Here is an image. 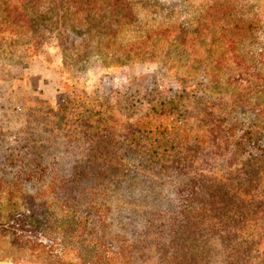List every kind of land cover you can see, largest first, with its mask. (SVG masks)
Here are the masks:
<instances>
[{"label": "rangeland", "instance_id": "374dc122", "mask_svg": "<svg viewBox=\"0 0 264 264\" xmlns=\"http://www.w3.org/2000/svg\"><path fill=\"white\" fill-rule=\"evenodd\" d=\"M82 1L0 0V181L9 186L0 188L2 218L13 225L19 212L30 213L17 204L21 192H40L37 180L13 186L16 176L33 171L41 177L38 163L54 171V162L61 163L59 177L69 180L65 193L105 195L104 208L93 205L91 212H98L91 214L95 220L87 231L101 239L107 264L264 262V27L255 26L240 44L237 31L195 24L205 8L213 12V0H121L115 10L131 20L98 45L101 15L92 13L110 9L114 0H87L85 6ZM230 1L235 7L250 2L254 13L264 15V0ZM185 25L202 33L197 42L169 50L168 42L175 44ZM103 62L115 68L103 71ZM193 77L198 94L147 98L155 82L170 89L178 87L177 80L188 87ZM110 78L122 91L139 95L136 101L143 103L130 119L147 115L143 123L150 131L174 130L154 127L161 122L155 116L172 121L171 111H151L156 98L180 105L187 126L168 135L176 154L161 163L166 172L117 161L118 154L106 149L99 158L90 154L89 147L123 144L118 138L134 127L110 129L113 134L99 130L91 138L80 127H56L49 116V108L70 102L76 83L109 93ZM42 146L47 151L40 159ZM60 207H54L57 215ZM2 229L0 264H46L14 246L7 226Z\"/></svg>", "mask_w": 264, "mask_h": 264}, {"label": "trees", "instance_id": "16d2710c", "mask_svg": "<svg viewBox=\"0 0 264 264\" xmlns=\"http://www.w3.org/2000/svg\"><path fill=\"white\" fill-rule=\"evenodd\" d=\"M120 1L121 0H114L110 9H105V11L99 10L92 13L93 9H90V14L97 15L98 13L101 15V21L96 24L97 31L95 38L98 37V45L99 43H103L107 37H116V31H119L131 20L130 16L128 17L125 13L115 10L121 7L119 4ZM208 1L211 2V0ZM213 1L215 3L213 12H211L212 7L208 9L205 8L204 15L200 18V21L195 24L203 28H209L210 25L211 28L215 29L219 27V29H223L224 32L227 33L237 31V43L240 44L247 40L246 34L254 31L255 26L259 28L264 27L263 13H254L252 7H250V2L235 7L230 0ZM88 2L89 1L86 0L81 3L85 6ZM220 13L227 14V18L225 16L222 17ZM203 19L206 20V23L202 22ZM218 21L220 22L219 24ZM154 32L158 33L157 29L153 31V33ZM176 34L177 38L174 39L175 44H170L169 42L167 44L169 50L175 49L179 51L181 49V43L187 40H189V45L191 46L192 43L197 42L202 33L185 25L181 26V30ZM206 36L207 35H205V37ZM214 42H216V40H214ZM155 43L158 48L159 44L157 42ZM200 43H202V41H200ZM141 55L142 53L139 54V56ZM152 57L155 58L154 55ZM121 60L122 57L116 59L117 63H114L118 65L121 63ZM103 63L104 65L100 67L103 71L115 68V65H107L105 64L106 62ZM165 68L171 72L169 70L170 68ZM202 77L205 79L206 75ZM193 79L194 77L189 80L190 83L188 87H181V82L176 80L178 87L170 89L163 84L155 82L150 86L146 94L148 97H146L150 100L152 99V95L166 94L167 98L168 96L172 98H184L187 97L186 95L190 96L193 93L198 94L202 92L198 91L200 90V85L196 83L193 84ZM105 84L110 87L109 93H97L98 90L90 91L84 86V82L76 83L74 88L68 93V95H71L68 100L70 102L57 108H49L50 111H52L49 116L56 119V127H67L69 131H74V129L78 130L77 127H80L81 134L90 133L91 138L94 134L96 135L99 130H101V132L110 133V129L115 131L117 130L116 127H134L131 131L125 129L124 132L127 134L118 138L121 141H125L123 144L120 145L114 141L112 143L110 142L111 144L103 149L97 146L89 147L90 154L99 158L101 154H103V150L106 149L108 153L115 152L118 154L116 159L114 157L117 161H122L124 163L131 162L135 164L137 168H157L161 172H166L164 171L166 168L161 163H168L176 154V148L166 143L167 139H169L168 135L173 136L176 132H180V127L187 126V118L182 109H180V105L171 98L168 100L167 98H156L151 111H171L172 121L168 123L163 120L164 118L159 119L160 116H155V118L161 122L156 123L154 127H173L174 130H171L170 133L161 129L153 132L146 128L149 127L147 124L143 123L147 115L140 117L136 121H131L130 119L131 113L139 110V106L143 103V101H136V96L139 95L133 91L129 93L127 91H122V89L118 88L119 85H117L113 78L105 81ZM125 94H127L126 98ZM50 111L45 113L48 114ZM31 112H33V116L39 115V113L34 110ZM157 119H154L155 122ZM82 127L84 128L82 129ZM132 137L134 139H132ZM83 150L86 151L87 148L85 147ZM46 151L47 148L42 146L43 154L40 156V159L44 157ZM114 159L113 161H115ZM12 163L13 162L10 161L6 165H12ZM60 164L61 163L54 162L56 167V171H54V167L51 164L41 166L38 163L36 172L42 171L43 174L41 177H35L33 171L32 173L31 171L27 172L22 176H16L13 186H15V184L16 186H21V182H28L33 185L35 180H37L41 183L39 188L40 192L37 194L24 191L21 192L17 204L20 208H22L21 206L23 204L26 205L30 213L26 214L19 212L20 216L14 221L13 225L10 224V219L7 217H5V219L2 218L0 213V230H3L2 228L6 225L12 235V244L20 249L31 251L34 258L32 259L38 262L46 264H107V258L103 249L104 245L101 239L97 238L94 234L92 236L90 231H87L91 221L95 220V218L90 219L91 214L97 216L98 212V210H96L95 213H92L91 209H93L92 207L96 205V203L99 204L100 208H104L106 203L102 197H105V195L98 194L93 196L83 193L82 191L79 193H73L71 191L65 193V187L69 180L65 177H59L58 171L62 170ZM5 166H3V169ZM29 167H31V165ZM55 172H57V174ZM1 178L2 177H0V179ZM5 186L9 187L8 183L3 179L0 181V188H4ZM260 201L262 203L261 205L264 206V199L260 198ZM84 205H86L87 208L81 209L80 206ZM55 206H61L62 215H57V211H55L54 208ZM19 207H17V209ZM104 211L107 210L104 209ZM99 217L101 218V215ZM60 233L63 234L60 235ZM254 260L256 263V259ZM169 262L170 261H168L167 264H169ZM258 264H264V262L260 259Z\"/></svg>", "mask_w": 264, "mask_h": 264}]
</instances>
